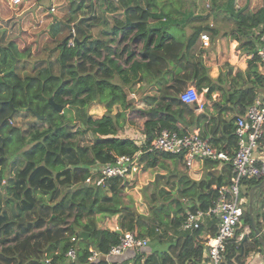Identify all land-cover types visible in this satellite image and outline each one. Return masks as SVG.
<instances>
[{"label":"trees","instance_id":"trees-1","mask_svg":"<svg viewBox=\"0 0 264 264\" xmlns=\"http://www.w3.org/2000/svg\"><path fill=\"white\" fill-rule=\"evenodd\" d=\"M152 7V0H117V5L110 0H73L66 6L68 14L63 20H54L49 28H44L50 41L42 44L39 53L30 46L19 48L13 39L0 43V264H69L66 251L70 247L77 252L74 264L87 263L90 243L98 248L117 243L120 234L116 230L85 222L93 210L80 201L71 200L75 209L71 220L52 217L50 212L66 196L71 199L76 193H86V178L95 175L94 167L113 160L115 155H132L140 150L139 161L146 166H154L160 158L179 157L150 150L149 144L162 127L185 132L175 124L184 114L189 115L186 126H197L200 135L212 145L230 153L235 147V118L264 87V60L256 54L259 35L264 30V3L253 11L234 6V0L207 3L211 13L218 11V15L232 20L233 25L224 35L235 39L239 49L252 53L244 70L232 72V66H227L215 78L204 69L199 70L196 55L200 33L207 32L212 37L219 32L213 24L201 21L210 12L202 15L189 3H182L176 11L178 15ZM187 25L188 33L183 32ZM172 27L181 31L175 35ZM94 28H104L106 39L103 34H93ZM72 29L74 44L67 46ZM116 36L118 43H123L120 47L118 43L111 45ZM149 75L159 81L167 80L168 84L161 91L162 101L143 122L144 141L139 143L119 136L124 112L112 113L111 107L118 102L126 107L132 104L134 84L149 79ZM192 83L200 92L205 88L203 99L210 100L212 111L197 112L193 105L179 99L182 87ZM217 91L220 97L213 95ZM50 96L62 105L61 111L48 102ZM97 99L105 111L95 117L88 106ZM29 107L43 114V118L36 117L44 125L33 123L27 136L12 118L19 110L30 111ZM232 110L234 114L226 117L225 113ZM263 137L264 132L259 143ZM202 162L199 180L171 171L175 173L167 176L173 175L170 182L165 174H157L145 213L123 202V178L108 180L103 186L108 194L104 200H97L100 188L93 191L95 203L102 201L101 205L116 210L122 231L169 242L167 252L159 255L151 251L144 264L200 262L202 246H195L189 230L181 229L180 224L187 210L209 204L215 195L211 184L227 180L231 173L229 161L204 158ZM261 179L242 181L245 196ZM253 213L264 237V186L255 190ZM242 219L236 234L245 226L249 231L245 239L238 243L233 239L227 244L224 264H245L250 253H264L250 227L247 204ZM208 224L213 233V222ZM81 231L89 236L80 237ZM100 239L106 240L105 246H100ZM98 264L106 263L102 259Z\"/></svg>","mask_w":264,"mask_h":264},{"label":"built area","instance_id":"built-area-1","mask_svg":"<svg viewBox=\"0 0 264 264\" xmlns=\"http://www.w3.org/2000/svg\"><path fill=\"white\" fill-rule=\"evenodd\" d=\"M21 0H8V3L17 4ZM49 11L55 12L52 5ZM71 37L66 41L67 46L74 44V30ZM201 45L211 46L210 36L207 32L200 33ZM256 54L264 60V30L259 35ZM252 56L248 53L247 57ZM179 99L193 105L196 111L206 109V101L202 92L198 91L193 84L187 85L178 92ZM12 122V120L10 121ZM264 130V87L257 93L253 101L248 104L243 113L238 114L234 121L235 147L230 153L210 143L206 137H202L199 129L188 132H178L167 127H162L150 140L149 149L163 150L181 157L186 168L193 172V167L198 160L204 158L229 161L231 173L227 180L211 184V191L215 193L211 202L204 207H196L187 210L180 224L183 230H189L190 237L195 246H202L201 260L197 264H224V251L227 244L235 239V242L245 239L249 227L245 226L243 231L236 234L238 223H241L243 205L247 204L248 197L241 190V184L247 178H264V156L256 152L259 140ZM136 141L142 143L144 136ZM140 150L132 155H115L113 160L98 164L94 167V176H88L86 183L94 186H104L110 178H124L139 168ZM4 181L2 180V183ZM209 221L214 224L215 231L212 233ZM262 231H264V219L261 218ZM74 239V238H72ZM149 239L136 236L131 230L120 233L117 243L107 248L90 247L87 256V264H98L100 260H108L111 256L121 254L125 251H140L147 247ZM256 254L264 253L255 251L248 255L247 262L253 263L248 258ZM66 257L74 264L76 260V249L70 247ZM46 262L49 259H45ZM264 261H262V264Z\"/></svg>","mask_w":264,"mask_h":264},{"label":"crops","instance_id":"crops-1","mask_svg":"<svg viewBox=\"0 0 264 264\" xmlns=\"http://www.w3.org/2000/svg\"><path fill=\"white\" fill-rule=\"evenodd\" d=\"M21 0L17 4H9V7H12L14 9V13L11 15H7V17H3L5 26L9 27L10 34H13V32H17L20 30V25L17 23V18L19 15L23 14L26 10L29 9V7L34 5V2L31 4L29 1L23 2ZM8 2V0H7ZM264 3V0H234V6L236 7H245L249 11H253L256 8L260 7ZM54 5L55 10L57 7V4L55 2H51L50 6ZM153 8V7H152ZM178 15V14H177ZM220 18L225 16H220ZM41 20V17L39 18ZM38 20V21H39ZM220 22V21H219ZM210 25L213 27H216V25H219L218 28L219 32L214 35L210 36L211 40V46L210 47H204L201 45L200 38L197 39L196 42V55L198 58V66L199 70H203L204 72H208L213 78H215L218 74L225 72L227 66H232V72H235L237 70H244L246 68L247 64V55L248 53L246 51H243L242 49H239L237 47V41L235 39L230 38L227 35H224V31L227 30L230 26L233 25V22L231 19H224L223 24H219L218 22L214 23L213 21H209ZM14 33V34H15ZM103 39H106L105 36L102 37ZM223 65V67H222ZM225 66V67H224ZM149 79H143L140 82H137L133 86L134 93V100L132 104H136L138 107L139 113L141 114V118L138 120V126L136 125H129L128 130L122 131V133H119L120 137H130L135 140L140 138L141 136H144V133L141 131L143 128V122L144 120L149 117V113L152 112V108L154 106H158V102L161 100L160 95L162 94L161 91L165 88L164 86L167 85V80H161L155 79L151 75L148 76ZM194 85V83H192ZM140 87L137 92V88ZM183 86L182 88H184ZM181 88V89H182ZM205 91V88L203 89ZM202 91V96L203 92ZM261 91V89L258 90V92ZM214 96H219V92H214ZM162 101V100H161ZM206 109L209 111H212V103L210 100H206ZM102 108L105 107L102 105ZM175 108V107H173ZM198 112V111H197ZM234 114V111H227L225 113L226 117H229ZM189 115L184 114L180 119L175 122L176 125H178L179 129L182 131L185 129V132L191 131L193 129H199L197 126H186V121L188 120ZM128 128V127H126ZM264 132V130H263ZM258 154L264 156V137L259 143V146L256 150ZM202 160H198L196 164L193 167V172H190L186 166L183 163V160L181 157H176L174 159L170 158H160L157 160V163L154 166H146L142 161H139V168L137 171L130 173L126 177H124L123 181L125 182L126 186L122 192V200L125 204H131L132 207L138 211L139 213H145L148 211L147 207V201H144L143 195L145 197V200L148 199V194L151 192V189L153 187V181L155 179V176L157 174H165L167 177L171 173H187L189 177L193 180H199V178L202 176L203 173V164ZM220 167V166H219ZM218 167V168H219ZM175 171V172H171ZM169 178V181L171 182L174 178L173 175L167 177ZM164 185H166L165 182H163ZM87 185V192H81L76 193L75 198H71L66 196L61 203L60 206H55L53 212H50V214H53V216H62L67 218L68 220L72 219V216L74 214L73 210V204L71 203V200L80 201L83 204H85L87 207H90L93 210V214L91 215V218L85 219L86 223H89L90 226L101 228V229H109V230H120V233L126 230H121L119 220H118V213L116 210L112 209L111 207H107L106 205H101L100 203H95V197L94 192L95 189L100 188V195L97 196V200L105 199L107 198L108 194L103 189V186H94L92 184ZM245 188V186H244ZM147 189V190H146ZM143 193V194H142ZM74 194V193H73ZM87 196L84 200H82L83 196ZM248 197V196H247ZM58 207L61 208L62 212L56 211ZM72 207V208H71ZM119 233V234H120ZM89 236V234H87ZM87 236V237H88ZM150 240V239H149ZM100 246L106 245L105 239L99 240ZM92 247L93 245H89ZM169 242H162V241H156V240H150L147 247L140 251H125L121 254L111 256L110 259L106 260V264H144V260L146 256L151 251H157L159 255L162 254V252H167L169 250ZM250 256L248 259L254 262L255 264H262V261H264V256L262 254H256ZM77 264H87V263H77ZM264 264V263H263Z\"/></svg>","mask_w":264,"mask_h":264},{"label":"rangeland","instance_id":"rangeland-1","mask_svg":"<svg viewBox=\"0 0 264 264\" xmlns=\"http://www.w3.org/2000/svg\"><path fill=\"white\" fill-rule=\"evenodd\" d=\"M28 1L30 4L34 2V5L31 4L28 10H26L23 14L18 16L17 23L18 25L21 26L20 30H18V33L13 32V34H10L11 33L10 29L8 26L7 27L5 26L3 17L5 18L7 17V15L9 14L11 15L12 13L16 11H14L12 7H9L7 0H0V43L5 44L10 39H13L17 42V46L19 48L23 49L26 46H30L33 52L39 53V51L42 48V44H44V42L46 41H50L49 35L46 32H43L44 28H47V26H49L48 24H51L54 20L56 21L63 20V17H65L68 14L66 6L69 4L70 1H73V0H23L22 3L23 2L27 3ZM52 1L55 2L57 4V7L59 8V9L56 8L55 12L49 11L50 3ZM110 1L114 5H117V0H110ZM209 1L211 2V0H152V6H153V9L156 11L158 10L165 11V12L167 11L175 15L177 14L176 11L179 10V7L182 8V3H185V5L189 3V5L193 6V9L195 11H200V13L203 15V14H206L207 12H210V9L206 7ZM210 13H207L208 16L206 20L201 19V21H205V22L213 21L214 23L218 22L219 24L224 23V19L219 17L218 11L211 13V15ZM118 16L122 17L123 13H118ZM40 17H41V20H39ZM193 23L198 24V21L194 20ZM201 24H204V22ZM219 27H220L219 25H216L217 29ZM171 30L175 35H177L176 33H179L181 31V29H178L177 27H174V28L172 27ZM103 31H104V28L103 29L101 28V30L100 28L98 29L94 28L92 30L93 34H96V35L103 34V36H105ZM183 32H186V33L190 32V26L188 25L185 26ZM117 43H118V36L114 37L113 41H111V45L115 46ZM122 45L123 43H120L119 47ZM139 45L140 43L134 45L135 50L138 49ZM139 89L140 87L137 88V92H139L138 91ZM132 94L134 96V93ZM98 101H99L98 99L94 100L88 106V111L91 114H93L95 117L100 116L105 111V108L103 109L102 104L98 103ZM125 107L126 105L123 106L119 102L117 105L114 104L111 107L112 113H116L119 110L124 112V115L121 118V120L123 119L122 121L124 122V126L120 130L119 132L120 134L125 129L128 130L129 125L138 126L137 122L141 118V114L139 113L138 107L136 106L135 103L128 105L126 108ZM12 119L14 122L13 124L19 126L21 130H23L22 132L27 136H28L29 126H31L33 123L39 127L44 125L43 123L38 122L36 115L34 116V114H32L29 110L28 111L19 110V112L15 114L14 118ZM244 186L245 185L242 182L241 184L242 191H244ZM74 195L75 193L73 194V197ZM86 197L87 196L84 195L82 197V200H84ZM143 199L144 201H147V199L145 200L144 195H143ZM242 207L246 208V205H243ZM53 210L54 208L52 209V212ZM55 210L62 212L60 207H58ZM73 210H75L74 207H73ZM89 248L90 246H88V250Z\"/></svg>","mask_w":264,"mask_h":264},{"label":"water","instance_id":"water-1","mask_svg":"<svg viewBox=\"0 0 264 264\" xmlns=\"http://www.w3.org/2000/svg\"><path fill=\"white\" fill-rule=\"evenodd\" d=\"M127 22H129V20L127 19ZM47 28H49V26H47ZM72 35V33H70ZM66 40V38H63L62 39V42L64 43ZM2 73L0 74V83L2 82ZM48 102L55 108L57 109L58 111H61L62 110V105L60 103H57L56 101H54V99L50 96L48 98ZM29 109H31L29 107ZM17 110V109H15ZM32 112L38 116L39 118H43V114H39L36 110H32ZM2 156H0L1 158ZM264 186V178L261 179L258 183L252 185L250 187V189L247 191V196H248V200H247V211L249 213V218H250V227L252 229V231L254 232V234L257 236L258 238V241L261 245V247L264 249V237L260 234V231L259 229L257 228L256 226V222H255V218H254V213H253V202H254V196H255V190L256 188L258 187H263ZM53 217V214L51 215ZM241 223L244 222L243 219H241L240 221ZM118 233H120V230H117ZM88 232H85V231H81L79 233L80 237L82 238H86L88 235Z\"/></svg>","mask_w":264,"mask_h":264},{"label":"flooded vegetation","instance_id":"flooded-vegetation-1","mask_svg":"<svg viewBox=\"0 0 264 264\" xmlns=\"http://www.w3.org/2000/svg\"><path fill=\"white\" fill-rule=\"evenodd\" d=\"M31 110H32V109H31ZM31 110H30V112L33 114V112H32ZM1 158H2V157H1ZM1 158H0V159H1Z\"/></svg>","mask_w":264,"mask_h":264}]
</instances>
